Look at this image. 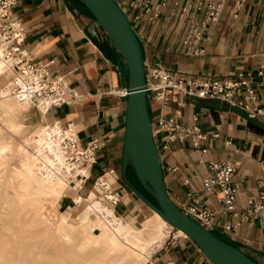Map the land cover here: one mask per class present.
Returning a JSON list of instances; mask_svg holds the SVG:
<instances>
[{
  "label": "crops",
  "instance_id": "crops-1",
  "mask_svg": "<svg viewBox=\"0 0 264 264\" xmlns=\"http://www.w3.org/2000/svg\"><path fill=\"white\" fill-rule=\"evenodd\" d=\"M13 1L12 17L23 27L31 59L52 60V72L61 75L76 93L69 103L39 110L43 120L72 132L81 146L96 144L95 163L84 166L87 174L77 190L61 196L59 210L72 213L74 206L78 209L76 193L99 197L94 181L101 177L110 189L104 198L114 195L117 216L133 224L151 216L154 211L133 193L121 172L127 79L105 33L78 0ZM132 26L141 41L145 64L159 61L170 71L217 78L251 71L257 97L248 103L264 104V0H248L237 11L233 0H227L219 18L208 23L201 41L204 52L197 56L181 51L185 22L164 15L153 23L134 21ZM258 71L262 74L257 75ZM242 99L241 94L233 95L237 103ZM149 112L153 128L161 115L208 134L218 133L202 141L205 154L189 140L160 150L167 193L178 206L209 207L216 213L211 228L214 233L255 257L264 253V223L240 211L224 212L219 192L202 188L210 160L232 159L238 162L231 178L238 185L237 204L242 206L249 193L259 191L264 185V122L250 117L239 104L217 98L180 100L173 95L168 102L153 103ZM126 176L137 183L129 166ZM150 259L151 264H213L189 237L173 227L152 249Z\"/></svg>",
  "mask_w": 264,
  "mask_h": 264
},
{
  "label": "built area",
  "instance_id": "built-area-1",
  "mask_svg": "<svg viewBox=\"0 0 264 264\" xmlns=\"http://www.w3.org/2000/svg\"><path fill=\"white\" fill-rule=\"evenodd\" d=\"M115 1L124 10L131 25L134 21L153 23L164 15L168 19L185 22L186 30L180 44L181 51L188 56H197L204 52L201 41L208 23L219 18L227 0ZM247 2L248 0H233L235 10L241 9ZM13 3V0H0V57L7 64L12 93L41 111L71 102L76 93L61 75L52 72L53 61L41 62L31 59L24 45L23 27L18 19L12 17ZM145 71V89L150 93V106L155 102H168L173 95L180 100L185 97L217 98L230 104H239L250 117L259 118L264 122V104L252 106L248 103V100L257 97L253 86L255 75L251 71L219 78L192 76L170 71L159 61L145 64ZM256 74L261 75L262 71ZM234 94H241L243 99L237 103L233 100ZM155 135L159 136L158 140ZM217 136L218 133L208 134L197 126L182 125L169 116L160 115L156 119V128H153V137L159 151L170 150L173 143L189 140L200 153L205 154L207 149L201 146L202 141ZM66 143L72 160L88 168L95 163V143L81 146L72 132L66 138ZM237 165L238 162L232 159L210 160L202 188L205 191L219 192L224 212L236 214L240 211L246 217L264 223V185L257 193H249L242 206L237 204L238 185L231 180ZM100 178L94 181V185H98ZM98 186L104 192H110L104 182ZM111 200L115 201L113 198ZM179 207L211 230L215 211L205 205L191 203ZM224 227L230 228L229 225Z\"/></svg>",
  "mask_w": 264,
  "mask_h": 264
},
{
  "label": "bare ground",
  "instance_id": "bare-ground-1",
  "mask_svg": "<svg viewBox=\"0 0 264 264\" xmlns=\"http://www.w3.org/2000/svg\"><path fill=\"white\" fill-rule=\"evenodd\" d=\"M28 106H30L29 102L20 100L12 93L7 64L4 59L0 57V113H7L9 115L10 113L22 112ZM9 126L18 128L20 125L19 123L10 121ZM70 133L60 127L58 123H43V125H40L34 131V134L29 137L28 141L32 144V147H30L31 151L25 149L18 150V166L12 169L9 168L11 161L5 159L10 150L9 143L0 142V164H5L4 167L9 168L10 170V174L6 176L7 178H5L3 182H0V188L6 191L7 186L12 187L15 196L10 200V203H12L13 206L6 214L0 209V238L9 247H12L14 244L12 238L15 237L14 232L12 231V222L15 221L16 217L20 216H22L24 220H28L30 223L29 225L27 224L29 227L25 224L20 226L22 229L21 236L26 240H28V238H30L29 235L33 233V230H30L31 226L45 224L47 232L50 234H58L63 240L70 241L71 236L67 229L69 226L67 220L70 216L63 212H59L58 210L57 212L55 211L56 213H50L47 209L48 212H46L45 209L43 210L44 207L42 205L44 198L55 203L67 190H77L82 182L83 175L87 174V169L80 165L78 161L72 160V157L68 153L66 138L69 137ZM6 161L8 163H5ZM72 182L74 185L71 184ZM102 182H104V180L100 178L98 180V185L102 184ZM104 183L108 186L106 182ZM1 195L2 192L0 190V206L3 208L4 206L2 203L4 201L2 200ZM112 198H114L113 194H108L105 197V199H108L109 201ZM82 199L86 201L84 204L81 203ZM76 201L80 206V211L76 216L78 219V221L76 220V228L78 229L80 236L77 243L79 250H88V247L92 246V244L103 242L108 251H120L122 259L130 258L133 262L140 264V262L146 261L151 257L153 246L155 244L160 245L167 231L173 227L155 211L151 216L145 218L142 224L139 223L135 225L128 220L117 216L113 212V206L98 196L84 198L76 193ZM81 205H83V207H81ZM72 220L73 219L71 218V221ZM25 226L30 230V233H28L29 235L24 234L26 230ZM96 227L100 228V233L94 231ZM177 231L185 235L182 230L177 229ZM106 262L99 261L98 264H108ZM35 264L64 263H55L50 259H43L42 261H37Z\"/></svg>",
  "mask_w": 264,
  "mask_h": 264
},
{
  "label": "water",
  "instance_id": "water-1",
  "mask_svg": "<svg viewBox=\"0 0 264 264\" xmlns=\"http://www.w3.org/2000/svg\"><path fill=\"white\" fill-rule=\"evenodd\" d=\"M78 1L105 33L127 79L121 161V172L127 185L147 207L173 228L182 230L213 264H264V253L255 257L228 242L202 226L169 197L161 154L153 137L150 93L145 89L146 71L141 41L126 13L115 0ZM128 166L134 173L136 184L126 176Z\"/></svg>",
  "mask_w": 264,
  "mask_h": 264
},
{
  "label": "rangeland",
  "instance_id": "rangeland-1",
  "mask_svg": "<svg viewBox=\"0 0 264 264\" xmlns=\"http://www.w3.org/2000/svg\"><path fill=\"white\" fill-rule=\"evenodd\" d=\"M27 108L25 110H23L22 112L10 113L9 115L7 113H3V114L0 113V118H1L0 119V127H1L0 128V142H4V143L8 142L9 143L10 150H9V153L7 154L5 159L6 160L9 159L8 161H11V163L9 164L10 169L16 168L18 166V162H19L18 150H24L25 149V150L31 151L30 147H32V144L28 140H29V137L34 134V131L40 125H43V123L44 124L49 123V122H45L43 120L42 113H41V111H39L38 108L31 106V105L28 106ZM10 121L19 123L20 126L18 128H13V127L9 126ZM6 122L8 125L6 124ZM3 125H4V127H3ZM69 133H70V131H69ZM10 142H11V144H10ZM19 143H20V145H19ZM15 145H16V147H15ZM10 158H11V160H10ZM14 161H15V163H14ZM5 163H8V162L6 161ZM4 165L0 164V182H3L5 180V178H7L6 176L8 174H10L9 168H5ZM82 166H84V165H82ZM71 184L74 185L73 182ZM99 189H100L99 198L109 202L113 206V201L112 200L109 201L108 199H105L104 198L105 192L103 191V189L101 187H99ZM0 190L2 192V195H1L2 200L4 201L2 203V205L4 207L1 208V206H0V209L6 214L9 211V209H11V207L13 206V204L10 203V200H12L15 196H14L13 188L10 186L6 187V191L2 190L1 188H0ZM71 191H73V189H69L65 193H71ZM75 196H76V194H75ZM91 196H96V195H91ZM91 196H89V197H91ZM89 197H84V198H89ZM59 201H60V199L54 203V202H50L48 199L44 198L42 201V205L44 207L43 210L45 209L46 212H48V210H49L50 213H53V212L56 213L58 210L59 212H63V213L70 216L67 220V224L69 225L67 227V229H68L70 236H71L70 241L69 240L68 241L63 240V238L61 236H59L58 234H50L49 232H47V227L45 224H37L35 226H31L30 230L31 231L33 230V233H31L29 235L28 233H30V230H28V228L26 227L30 224L29 221L24 220L22 216L16 217L15 221L12 222V224H13L12 231L14 232V235H15V237L12 238L14 240V244L12 245V247H9L8 245H6L4 243V241L0 238V264H7V263L8 264H35L37 261H42L43 259H50L51 261H53L55 263L60 262V263H64V264H93V262H94V264H98L99 261H104V262L107 261L106 263H108V264H115L116 262H117L116 264H120V263L121 264H124V263L125 264H138V263L133 262L130 258L122 259L121 258L122 254L120 251L119 252L117 250H114L115 252L114 251H108V249L105 248V243H103V242H101V243L99 242L97 244H92V246L88 247L89 249L87 248L88 250H86V249L85 250H79L77 247V243H78L80 236H79L78 229L76 228L77 221H78L76 216L78 215V212L80 211V209H79L80 206L78 204V209L76 208V206H74L72 213H71V210L62 211V210H59V206H58ZM84 202H86V201L82 199L81 203L84 204ZM81 207H83V205H81ZM3 212H1V213H3ZM152 213L153 212H150V214H152ZM71 218L73 219L72 221H71ZM70 222H72V223H70ZM139 223L142 224L143 220L139 221L136 224H139ZM22 224L26 225L25 226L26 230H25L24 234L29 235L30 238H28V240H26L23 236H21L22 229L20 226ZM94 231L95 232L98 231L100 233V228L96 227L94 229ZM98 232H96V233H98ZM19 243H20V245H19ZM26 246H27V248H26ZM158 246L159 245L155 244L152 249H156ZM29 248H31V249H29ZM100 248H101V251H100ZM102 248H103V250H102ZM38 249L42 250L43 252L39 251ZM91 249H94V250H91ZM32 251H33V253H32ZM92 251H95V252H92ZM97 251H98V253H97ZM103 251H104V253H103ZM28 254H30V255H28ZM50 254H53V255H50ZM115 255H116V257H115ZM116 259H119V260H116ZM140 264H151V259L149 258L146 261L140 262Z\"/></svg>",
  "mask_w": 264,
  "mask_h": 264
},
{
  "label": "trees",
  "instance_id": "trees-1",
  "mask_svg": "<svg viewBox=\"0 0 264 264\" xmlns=\"http://www.w3.org/2000/svg\"><path fill=\"white\" fill-rule=\"evenodd\" d=\"M143 192L153 201V202H155V200L149 195V194H147L144 190H143Z\"/></svg>",
  "mask_w": 264,
  "mask_h": 264
}]
</instances>
